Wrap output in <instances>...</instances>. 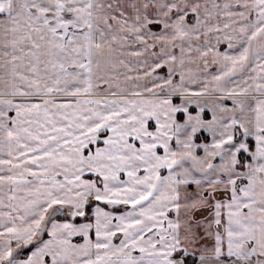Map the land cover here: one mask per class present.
<instances>
[{"label":"snow or ice","instance_id":"obj_1","mask_svg":"<svg viewBox=\"0 0 264 264\" xmlns=\"http://www.w3.org/2000/svg\"><path fill=\"white\" fill-rule=\"evenodd\" d=\"M0 264H264V0H0Z\"/></svg>","mask_w":264,"mask_h":264}]
</instances>
